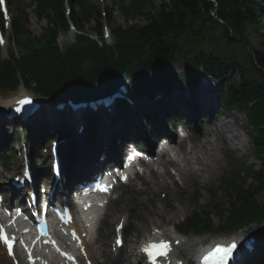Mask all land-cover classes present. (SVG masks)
<instances>
[{
  "label": "trees",
  "instance_id": "16d2710c",
  "mask_svg": "<svg viewBox=\"0 0 264 264\" xmlns=\"http://www.w3.org/2000/svg\"><path fill=\"white\" fill-rule=\"evenodd\" d=\"M258 1L168 0L155 6L150 0H132L122 11L124 22H131L130 25L124 29L116 24L111 27L113 46H99L85 36H76L75 42L62 53L55 44L58 30L67 27L62 0H38L36 17L46 20L45 34L25 45L19 42L26 55L0 64V88L14 89L21 79L28 86L35 84L36 91L51 95L73 80L95 82L110 69L121 72L128 67L140 76L148 74L159 59L183 57L225 83L228 108L245 109L251 104L250 123L263 127L259 138L254 140V150L264 165V23L258 16ZM69 3L73 24L81 30L91 24V29L100 36L103 19L100 10L85 0ZM213 3L215 16L221 22L209 15ZM106 12L107 24L114 23L112 15ZM137 16H144V26L132 23ZM247 26L260 36L261 50L254 49L247 40ZM23 32L20 23L15 22V35ZM217 32L224 42L221 47H216ZM233 47L235 50H229ZM253 178L256 185L246 189L237 185L231 189L237 196L229 203L227 216L220 211V227L226 230L264 216V203L258 204L253 196L264 193V168L253 172ZM182 224L193 230L211 225L203 214L202 218L195 215Z\"/></svg>",
  "mask_w": 264,
  "mask_h": 264
},
{
  "label": "rangeland",
  "instance_id": "374dc122",
  "mask_svg": "<svg viewBox=\"0 0 264 264\" xmlns=\"http://www.w3.org/2000/svg\"><path fill=\"white\" fill-rule=\"evenodd\" d=\"M89 3H92L98 8L105 7H111L114 11L113 14V20L114 23H117L119 25L125 26V23L123 21L122 15L120 12H118V6L123 2L124 4H127L128 0H87ZM163 0H152L153 5L160 4V2ZM20 5L23 7V9L28 14L27 22H26V31L28 36L31 35H40L42 32V29L46 26L44 21H38L30 12L31 7V0H19ZM260 5L263 7L264 3L261 2ZM260 15L262 13H259ZM135 22L139 25L145 24V18L144 16H137ZM8 30L5 32V37L8 35ZM86 32L89 33L91 36L93 33L90 31L88 26H86ZM247 35L248 39L253 45L254 48L260 47V38L257 34L251 31V28L248 26L247 28ZM72 36H73V30L68 32H62L60 31L58 33V44L60 46H66L69 45L72 42ZM94 37V35L92 36ZM108 42H112L111 38H107ZM106 41V42H107ZM9 46V41H8ZM6 44V45H7ZM6 45L2 48V53L4 55V49ZM178 63V62H176ZM175 63V64H176ZM174 64V65H175ZM172 65L171 67H173ZM177 69H186V65L182 62L176 65ZM219 89L220 86H217ZM22 88H18L15 92L8 93L7 95L2 96L1 98L10 99L15 94H17ZM25 91V90H24ZM26 92V91H25ZM27 93V92H26ZM60 97V96H59ZM238 113V114H237ZM231 117L223 116L218 121H225L228 125V127H225L228 132L230 133V130L232 133L237 134L239 138L240 148L239 151L232 152L238 154L239 156H247L249 160L244 159L248 164L254 163L255 160H253L252 157H250L249 154V142L247 140V137L243 134H241L240 130L238 129L237 125H233L232 120L235 116L238 117V125H243V114L239 113L235 109L231 111L230 113ZM216 120V119H215ZM217 121V120H216ZM218 124V123H217ZM38 128H36L37 130ZM45 131L49 132V127H46L44 129ZM37 131H40L39 129ZM205 139L199 138L194 140H188L185 143L188 145L186 148V152L182 153L176 160L180 167L182 168H190L191 170L200 171L201 177H190L187 173H182L181 177L177 175L175 172V168L172 166L167 165H159L157 166V171L160 174H163V172L167 169L170 174L173 177L172 179H169L168 177L164 176L162 178H159V182L162 181L168 185V190H158L156 195L152 196V200H150V197L148 199L144 198V195H137L134 192V189L136 188H144L145 185H140L139 181L135 180L132 182L133 186L126 187L125 190L121 191V198L118 202H114L108 207V213L112 217V222L108 225H110L111 231L109 235H106L107 228L101 233L100 240L102 242L107 243V248H112V239H113V225L118 222L120 219H124L127 221V224L131 227V231L125 236L124 239V245L126 246V243H129L132 246L133 240H142V235H137V238L134 239L135 234V228H137L138 223V213L142 211V207L145 209H159L163 214V218L161 220L160 224H152L150 225L152 228L157 226L159 227L157 229L162 231L165 234L171 235V226L172 224H176L178 220L182 219L184 216L188 215L193 210L192 203L194 202V195L198 194V197L200 198L197 206L200 208V210H206L209 207V204L212 208L215 206L218 207H227L225 196H222L218 194L217 197L213 198L212 201H207L209 196L207 191L213 187L219 185V176L221 173L227 171V163H228V153L225 156L224 149H229L231 151V146L228 141H225V143H220L219 141L209 140V136L213 134L212 132H209L205 130ZM4 140L3 138H1ZM165 161V160H162ZM256 165V164H255ZM215 171V172H214ZM210 177L209 179L206 178L207 174ZM214 173V174H213ZM148 180V184L152 185L154 182V177L150 175L149 173L144 174V177ZM141 179V178H140ZM249 180L247 179V183ZM151 188L155 190L157 188V183H154ZM138 196V201L134 199V196ZM262 199V198H260ZM226 204V205H225ZM176 210H179V212H174ZM176 214V215H175ZM170 220L167 222V220ZM214 221L216 222L215 217H213ZM106 224V223H105ZM106 224L105 227H108ZM138 229V228H137ZM144 236H146L145 233H143ZM222 236H227V234H205L201 236L199 239H212V238H218ZM147 237V236H146ZM131 239V240H130ZM128 241V242H127ZM197 241V240H193ZM123 245V246H124ZM133 248V246H132ZM134 263L135 257L132 259Z\"/></svg>",
  "mask_w": 264,
  "mask_h": 264
},
{
  "label": "bare ground",
  "instance_id": "6f19581e",
  "mask_svg": "<svg viewBox=\"0 0 264 264\" xmlns=\"http://www.w3.org/2000/svg\"><path fill=\"white\" fill-rule=\"evenodd\" d=\"M213 89H211L210 91L208 92H212ZM21 95V93H17L16 96H14L12 99L13 101L18 99V97ZM205 99L204 95L201 94L200 95V99L198 97L195 98V101H201V103L204 104L203 100ZM9 101H4V100H1L0 99V106H5L7 107L10 103V99H8ZM216 102V95H215V98H214V103ZM214 108V104L210 103L208 106L206 107H198L197 109H193L191 106H188V110L190 113H194V114H198L199 116H206V114L210 113ZM73 112H71V114H66V120H69V123H72L73 120L75 121V117L73 116ZM183 117V115H181ZM185 118V117H183ZM131 120V119H130ZM153 121L155 123H159L162 122V118L161 117H155L153 119ZM55 122V121H54ZM105 123H101L99 124L98 128L100 129V131L98 132V138H97V143L103 148V149H109V150H113L112 149V146L114 145H121L120 143L118 142H115L113 140V137H112V122L108 121L107 124L103 127ZM70 125V124H69ZM127 125L133 130V131H139V127L136 126L135 124H131L130 122L127 121ZM223 123H221L220 125H217L216 129H217V132H219V134L222 136L223 135V132L225 133V128L223 127ZM111 128V129H110ZM5 129L3 128L2 130H0V136L3 135V132ZM225 136L227 137V139L232 142V144H234V146H232L233 148H236L238 149V140L239 138H237L238 136H236V134L234 133H229V135L225 134ZM117 148V147H116ZM108 151V150H107ZM114 151V150H113ZM182 149L181 148H176L175 149V152L176 153H181ZM74 151H70V156H73ZM100 154L99 150H95L87 159L88 162H85V163H91L95 160V158ZM170 160L168 161L170 164L174 165L175 162L174 160L169 156ZM168 158V159H169ZM80 164L77 162V161H74L73 158L70 157V166L74 167V166H77V168H79ZM82 168V167H81ZM177 169L179 171H182V168L180 167H177ZM81 169H78L76 171H80ZM68 171H72L70 167H68L67 169H65V173H67ZM167 171V170H165ZM149 173L152 174L153 176L157 175L158 172L155 170L154 166H150L149 168ZM207 174V173H206ZM165 175L166 176H169V174L167 172H165ZM207 176H209L207 174ZM166 186L164 184H157V188L155 190H153L150 186H148L146 189H143V190H140L138 191L139 194H143L144 195V198L145 199H148L149 197L152 198L153 195H156L158 190L160 189H165ZM175 213L176 212H179V210H176L174 211ZM176 215V214H175ZM164 214L159 210V209H145L142 207V211L140 213H138V231L136 230V233L140 232V233H146L148 234V231H150V224H160L162 218H163ZM85 220H86V223L89 224V226H91V222H92V219L89 218V216H85ZM105 218L107 219V217L105 216ZM170 220L168 219L167 222H169ZM109 233V232H108ZM149 236H151V233L148 234ZM86 244V247H89V252L90 253H93V248L91 247V243H89L88 241L85 242ZM97 244V243H96ZM261 243H259V241L257 240H254L253 243H252V246H260ZM107 245H104V244H98L97 247H99L101 250H103L104 247H106ZM198 247V243H193V244H190L188 241H180L179 245H177L176 247H174L175 249H179L180 247H184L185 249H191V247ZM130 246L127 248L126 250V255H127V258L129 259L133 254H132V251L133 250L131 248V250L129 249ZM192 252L190 253V255L192 256L194 254V249H191ZM0 251H2L3 253V256H5V253H4V250L3 248H0ZM194 256V255H193ZM5 259H7L6 257H4ZM97 264H99L97 262ZM238 264H243V261H240Z\"/></svg>",
  "mask_w": 264,
  "mask_h": 264
},
{
  "label": "snow or ice",
  "instance_id": "6c2138e0",
  "mask_svg": "<svg viewBox=\"0 0 264 264\" xmlns=\"http://www.w3.org/2000/svg\"><path fill=\"white\" fill-rule=\"evenodd\" d=\"M0 4H3V0H0ZM0 42H2V40H0ZM30 101L28 100H23L21 101V103L27 104ZM124 179H126V177H122ZM102 190H107L106 188L102 189ZM74 238H76L74 236ZM0 242H3L7 248H8V252L11 255L12 254V248H13V244H14V238L12 240H9L6 236V234H4L2 228H0ZM117 244H120V241H117ZM236 245L233 243L230 246H217L215 248L214 253H212V255H220L221 258L223 257H227L230 256L233 252V249H235ZM169 250V245L167 243H159V244H148L145 245L141 251H143L149 258L150 261L153 262L155 261L156 256H164L167 255V252ZM31 258V257H30ZM69 259H71V257H69Z\"/></svg>",
  "mask_w": 264,
  "mask_h": 264
}]
</instances>
